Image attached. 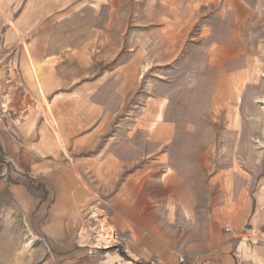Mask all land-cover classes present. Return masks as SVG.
Instances as JSON below:
<instances>
[{
	"label": "crops",
	"instance_id": "crops-1",
	"mask_svg": "<svg viewBox=\"0 0 264 264\" xmlns=\"http://www.w3.org/2000/svg\"><path fill=\"white\" fill-rule=\"evenodd\" d=\"M125 4L0 0V79L22 80L38 97L37 78L47 107L16 138L6 132L21 167L54 192L39 203L20 186L29 227L54 256L46 264H264V158L255 174L215 166L179 183L164 179V153L143 156L141 135L123 134L141 73L121 62ZM86 214L114 228L115 248L81 237Z\"/></svg>",
	"mask_w": 264,
	"mask_h": 264
},
{
	"label": "rangeland",
	"instance_id": "rangeland-1",
	"mask_svg": "<svg viewBox=\"0 0 264 264\" xmlns=\"http://www.w3.org/2000/svg\"><path fill=\"white\" fill-rule=\"evenodd\" d=\"M125 2L121 62L129 74L140 64L141 73L127 102L123 134L141 135L143 156L165 154V180L188 183L215 166L255 174L264 158V0ZM21 81L0 79L1 128L15 138L34 108L47 109L39 80V99ZM18 98L24 102L20 110ZM151 133L158 140L150 153ZM175 134L181 138L173 142ZM26 194L0 164V264H46L54 257L47 240L29 227ZM96 220L78 231L94 245V229L109 226Z\"/></svg>",
	"mask_w": 264,
	"mask_h": 264
},
{
	"label": "water",
	"instance_id": "water-1",
	"mask_svg": "<svg viewBox=\"0 0 264 264\" xmlns=\"http://www.w3.org/2000/svg\"><path fill=\"white\" fill-rule=\"evenodd\" d=\"M3 121L0 111V164L4 165L7 170L8 178L17 186H22L31 195L33 200L39 203H45L53 199L52 189L43 179H34L29 176L21 167L15 156L11 154L6 133L1 128ZM37 192L39 198L33 194Z\"/></svg>",
	"mask_w": 264,
	"mask_h": 264
},
{
	"label": "bare ground",
	"instance_id": "bare-ground-1",
	"mask_svg": "<svg viewBox=\"0 0 264 264\" xmlns=\"http://www.w3.org/2000/svg\"><path fill=\"white\" fill-rule=\"evenodd\" d=\"M262 110L264 112V108ZM94 230L96 234L94 242L98 244V245H95L97 246L96 248H99L100 247L99 245H101L100 248H106L109 246L111 247L113 243V237H111V233H110L111 231L101 226L96 227Z\"/></svg>",
	"mask_w": 264,
	"mask_h": 264
},
{
	"label": "built area",
	"instance_id": "built-area-1",
	"mask_svg": "<svg viewBox=\"0 0 264 264\" xmlns=\"http://www.w3.org/2000/svg\"><path fill=\"white\" fill-rule=\"evenodd\" d=\"M111 233V237H113V243L112 245L114 246L115 244L117 245V239H115V230L113 228V230L110 232ZM182 261V260H181Z\"/></svg>",
	"mask_w": 264,
	"mask_h": 264
}]
</instances>
